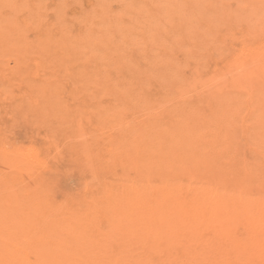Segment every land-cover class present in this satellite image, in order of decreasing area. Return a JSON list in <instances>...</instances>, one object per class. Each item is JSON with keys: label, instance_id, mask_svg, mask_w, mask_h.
Masks as SVG:
<instances>
[{"label": "bare ground", "instance_id": "6f19581e", "mask_svg": "<svg viewBox=\"0 0 264 264\" xmlns=\"http://www.w3.org/2000/svg\"><path fill=\"white\" fill-rule=\"evenodd\" d=\"M2 1L0 53L20 52L9 70L17 81L15 91L22 102L25 93L33 106L52 107L51 102L41 98L42 92L56 83L60 86L61 81H65L73 95V89L80 94L91 88L94 94L108 91L115 99L108 104L100 103L101 107L81 109L82 113L86 112L79 118L84 137L73 146L71 157L80 173L77 193L64 192L57 200L51 193L52 181L46 179L30 184V192H21L17 184L40 174L39 163L17 147L6 152L0 147V264H264V150L253 148L248 137L250 130L257 133V129L264 127V85L256 90L252 78L247 79V64L243 66V63L248 56L241 57V51L231 52L229 44L224 42L228 38L231 42L230 34H221L225 36L224 40L220 38L223 41L216 39L219 45L209 42L215 40L213 34L214 40L204 41L203 51L194 50L190 45V49L185 50L187 56L181 43H177L184 36L178 41L174 38L180 51L173 47L179 52L182 50V57L193 60L200 56L198 60L202 63L196 60L199 64L195 69L201 68L199 74L203 77L190 83L189 93L169 96L167 101L172 104L156 107L152 101L143 114L145 128L144 125L133 128L124 120L125 115L124 118L118 116L123 114V107H140L138 103L144 101H139V95L144 94V82L137 79L140 74L134 73L139 68L135 66L137 70L133 71L135 69L125 67L119 77L121 82H114L115 73L103 68L95 51L96 55L92 54L95 56L84 58L85 66L94 62L91 73L73 72L74 69L64 67L79 55L89 53L85 51V40H81L88 37L85 33L90 29L80 24L90 21L87 11L73 13L79 20L74 32L72 26L64 22L62 0H55V16L50 15L47 20H41L38 12L34 14L30 9L34 7H28L30 0H19L23 12L25 8L28 14L14 15ZM43 2L36 0L35 7ZM97 35L100 34L93 37ZM17 37L27 43L26 49L17 48ZM170 39L172 41V37ZM131 40L128 43L131 44ZM169 41L166 45L163 41L160 43L166 48L171 44ZM183 41L184 46L190 43L185 38ZM109 46L107 51L102 50L105 57L113 48ZM130 51L127 53H133ZM249 51L253 58L257 56L256 50L250 48ZM136 55L135 58L139 57ZM139 58L135 61L138 65ZM219 59L225 62V67L218 65ZM164 60L168 62L169 57L161 60L162 66L166 65ZM156 65L162 67L158 62L153 65L154 70ZM142 67L140 64V69ZM149 67L146 72L153 70ZM203 68L211 75L204 77ZM152 70L151 73L141 71L149 81L158 79V74L166 76L164 69L162 73L153 70L155 75ZM82 73L84 83H77V76ZM47 76L56 77L55 82ZM257 77L261 78V86L264 72L258 71ZM176 91L180 90L176 88ZM121 103L126 106H117ZM112 116L116 117L118 131L103 130L101 122H108ZM241 134L245 140L240 142L242 144L237 140ZM37 189L43 194H36Z\"/></svg>", "mask_w": 264, "mask_h": 264}, {"label": "rangeland", "instance_id": "374dc122", "mask_svg": "<svg viewBox=\"0 0 264 264\" xmlns=\"http://www.w3.org/2000/svg\"><path fill=\"white\" fill-rule=\"evenodd\" d=\"M30 1L31 4L28 7H34L30 9H32L34 14H37L35 12H38L39 17H41V20H47L50 15L53 17L55 16L53 10L54 8L53 4L57 0L56 1L43 0L44 1L43 4H40L41 6L38 5L36 7H35L36 0H30ZM5 2H6L5 6L13 10L14 12L13 15L15 13H27V14L29 13V10L25 8L23 12V8H21L22 1L20 2L19 0H3L2 5H4ZM65 2L66 0H62V3H64L65 6L64 14L62 12L63 17H65L64 22L68 26L71 25L72 28L74 29V32L77 28V25L75 23L79 22L78 18H76L74 14H76V12L79 13L81 11H84L85 13L88 12V14H90L89 22L87 23L80 22V24H82L84 29L86 27L90 29V32L89 30H86L87 33H85L90 35V36L88 35L89 38L86 35V37H84V39L81 40V41L85 40L84 41L85 51H89L90 54L89 53L88 55L85 54L86 57L84 55L83 56L79 55L80 57L77 58L76 60H72L69 61V63H65L64 67L67 66L68 69L70 68V70L74 69L73 72L82 71V72L91 73L93 71L94 62L92 61L89 62L90 65L88 66H85V62L86 59L89 57V55L90 57H92L95 56L96 55L95 53L98 52L99 54L96 55L98 61L104 64L103 68L105 70H107L108 68L110 70H113V73H115L114 74L115 79L113 81L114 82L118 81V83H120L121 80L119 82L120 79L119 77H121V74L125 67L128 70H130L131 68L135 69V66L137 69L138 68L140 69V64L141 67L143 64L144 65L142 67L143 69L141 68L143 71L148 69V66L153 67L154 70L153 65L157 64L158 62L161 65V60L163 58L168 59V57H169L168 62L173 63L172 65L171 63L167 64L168 62L164 60L165 62L164 61L163 62L167 65V67L166 65L163 66L161 65L162 67L156 65L157 68L155 67V70L157 69L158 73L159 72L162 73V71L166 70L165 71L166 76H164L163 73L162 76L158 74V79L154 78L153 81L152 80L149 81L147 75L141 72L142 71L141 69L140 70L138 69L140 73L138 71L134 72V73H138V75L140 74L137 79L143 80L144 82V92H143L144 94L141 93L139 95V101L144 100L143 101L144 103L143 102L138 103V106L139 104L141 106L136 108L128 107L127 109L123 107V112H122L123 114H120L118 116V118L120 117L124 118L125 115L124 120L130 122L133 128H138V126H140L141 128L144 125L142 121L144 117L146 118V116H144L145 113L147 112L146 109L150 107L152 101H153V105L156 107L162 105L167 106L168 104H172L171 101H167L168 100L167 98L169 96L175 94L183 95L189 93L188 90L190 87V83L192 81H196L199 76H202V74L201 75L199 74V70L202 69L201 68H199V70L197 68L195 69V65L199 64L198 61L200 60L198 59H200V56L199 58L193 57V60H191L192 57L190 58L185 57L186 58L185 59L184 57H182L183 56V54H181L182 50L181 52H179L180 51L179 48L184 47L183 51L185 53L184 52L183 53L186 56L188 51L185 50H189L190 45L191 48L193 47L194 50L203 51L204 41L208 38L213 37L214 35L216 37V38L213 37L215 40L211 38V40L214 41H210L209 39L208 40L210 43L214 42L215 44V42L218 43V40H216L218 38L220 41L222 39L224 40L225 35H221V34L224 33H227L226 35L230 34V36L234 40L231 39L230 42L228 40L230 38H228L227 39L228 41L225 39L224 42H227V44H229L232 50L231 52L232 53L234 52V54H238L241 51L239 54L241 55V57L248 56V60L246 59L245 61L243 60L244 61L243 66L247 64L245 66L247 68L245 71L248 72L247 79L251 80L252 78L251 82L254 85H257L256 90L262 89L261 87L264 85V83H261V86H259L260 84L259 82L261 78L257 77L258 71L262 70V72H264V0H69L67 4H65ZM14 3H16L15 10L13 9ZM41 8H44L46 10L44 9L42 10ZM0 10H2L1 7ZM91 11L94 13L96 12L95 15H92L93 13ZM98 20L100 21L98 22ZM88 23L89 24L92 23V24L89 25ZM132 25L135 27H133ZM113 27L114 29L112 30ZM133 29H135V31L137 30V33L133 31ZM173 29H175V31ZM128 30L129 32H126ZM112 32L113 33L115 32L114 36L113 35L111 36V34H113ZM71 33L72 32H69V34ZM95 34H100V35L93 37ZM139 34L141 35L142 38L140 37ZM172 34L174 37L172 36ZM150 35L152 36L150 37ZM182 35L187 41L190 42L187 44L188 46L183 45L186 43L183 41L184 38ZM99 36L101 37V41ZM145 36L150 38H147L145 41L146 38ZM168 36H169L168 39L170 41H171L170 39L171 37H172V41L174 38L176 40L178 38H183V39H179V41L177 40L178 41L177 43L179 45L181 43L182 46L180 45V47H178V44H176V40H175V42L173 41L175 45L174 43H172V41L171 42L169 41L173 45L169 43L170 46L168 47L167 45L165 48L164 45L168 44L167 43ZM111 37L112 40L114 39L113 40L114 42H112ZM133 38L135 41H133ZM139 38H141L142 42ZM107 39H109L113 43V44L109 43L111 46H113V48L111 49V51L113 52L109 50V56L105 57L104 56L105 54L103 53L102 50L105 49V51H107L106 48L109 46V44L107 43L109 42V40L107 41ZM11 40H17V39H11ZM130 40H131V44L128 43L130 42ZM148 40H150L153 43L152 44L149 43ZM86 41L87 42L89 41L90 43L89 42L87 43ZM98 42L99 44L101 43V45H98ZM160 42L165 44L163 45ZM182 42L184 43L182 44ZM86 43L88 44V46ZM16 44H17V48L20 47L21 49H26V47H28L27 43L21 40L20 38H18ZM142 44L144 45L142 46ZM161 44L163 45L164 49H162L163 47ZM117 46L118 48L116 50L115 47ZM126 46L127 47L129 46L128 48H126L127 51H125ZM171 46L172 48H170ZM173 46H175V48L178 47L179 51L177 49H174ZM159 48L162 50V52L160 51ZM250 48L252 50H256L257 56H254L255 58H253V56L251 55L252 51H249ZM114 49L116 53L114 52ZM119 49L120 51H118ZM128 49L129 50L131 49L133 53H131L132 51H130L131 54H128L127 53L129 52ZM166 49L167 52L165 51ZM168 50L170 52H168ZM10 51L0 53V147L1 149H5L4 152L12 151L13 149H15L14 147H17V149L21 150L24 154H28L31 157L35 158L37 160V163H39L38 168L40 169V174L38 173V175H35V177L31 179L29 178L24 181L20 180V184H17V187L21 188V192L24 190V192L26 193L27 191H29L28 188L30 189V184L34 183L36 180H38V182H40L41 180L42 181L47 180V181H52L53 184H52L51 193L55 195L57 200L61 199L64 192L77 193L80 189L78 185L79 182L78 176L80 173L78 172L76 166L73 165L71 157L73 154L72 150H74L73 146L75 147V143L77 141H81V139L84 137L81 131L82 127L79 124V118L84 117L85 116L84 114H86V112H83L84 113L83 114L81 109L85 110V108L89 106L90 109L91 107L95 108L96 106L101 107L103 104H108L112 102V100L115 99V96L108 94L107 93L108 91L105 90H103L102 93L94 94L95 92H93L91 88L88 89L87 92H85V90H83V92L81 91L80 94L77 92V90L73 89V93H74L73 95L71 91L69 93L70 89L67 88V84L63 83L65 81H61L59 82L60 86L59 84L56 83L54 84L55 86L45 89V92L41 91L42 94H44L41 96V98L45 100V102L47 101L51 102V104H53L52 107H46L45 104L41 106H39L38 104L36 106H33L30 97H27L25 93H24L25 101L22 102L18 97V92L15 91V86L17 81L12 77L11 70H9L10 65L16 63L17 52L18 53L20 52L19 50L11 51V52ZM122 51L123 52L125 51L126 53L124 54L126 55L122 54ZM160 52L162 53V55L159 56ZM8 53L10 54L6 56ZM93 53L95 55H92ZM164 53H166L167 55L171 53L170 54L171 56L168 55V57H166L167 55H165V57H161L163 56ZM136 54H138V56L140 57V58L136 57L140 59L139 65L135 62L136 61L135 56H137ZM142 54L144 55V57H141L143 56ZM104 57L106 58V60ZM120 57H122L123 60ZM156 57L158 58V61ZM146 58L148 59V61ZM152 59L154 61H152ZM183 59L185 60V62ZM114 60H116L118 63ZM145 60L148 63H145L144 62ZM149 60H151L150 61L151 63L149 62ZM155 60L157 61L156 63ZM200 63L202 62L200 61ZM115 64L117 67L115 66ZM174 64H176L175 67ZM168 65L172 66L175 69L173 70L172 68L169 69L168 67L170 66ZM218 65L220 67H225L224 66L225 62L219 59ZM151 67H149V69H151ZM161 68H163L164 70ZM137 69L133 71H136ZM150 71L148 72L145 71V72L151 73ZM154 71L152 72L153 75H155ZM249 74L251 75V77L249 76ZM207 75L208 76L211 75V72L209 70L206 71L205 69L204 77H206ZM240 75L242 76V74ZM84 77L85 74L83 73L82 75L79 74L77 76L76 82L77 83L83 82L81 80H83ZM46 78H49L48 80H51L53 82H55L56 80V77L47 76ZM160 78H162V80H159ZM171 82L172 83L174 82L172 84L174 86L171 85ZM44 84L46 85L47 83L45 82ZM176 88L177 90L180 91L177 92ZM103 93L105 95H103ZM53 95H55L56 97ZM79 95L80 98H78ZM262 95H263L262 99H264V93ZM81 96L83 98H81ZM118 97L119 96H117V98ZM84 98H86L87 100ZM146 100H149L150 102L148 103L146 102ZM100 103H102V105ZM123 105L121 103L117 106L122 107ZM145 118H144V122H145ZM113 119H111L112 121L107 120L108 122L106 121L101 122L102 123L101 128L103 130L115 129L116 131H118L119 125L117 126L116 117H113ZM118 122H120L119 119ZM263 132H264V127L257 129L258 134L254 132V129L250 130V134L248 135V137L251 138L250 142L253 144L252 145L253 148H257L258 150L260 149L264 150ZM242 136L243 135L241 134L240 137L237 139L239 140L238 143L245 141ZM244 149L246 152L245 147ZM40 190L37 189L35 193L43 194V192Z\"/></svg>", "mask_w": 264, "mask_h": 264}]
</instances>
